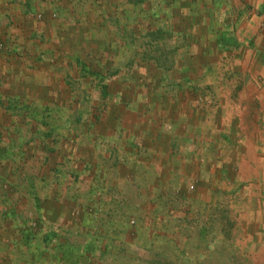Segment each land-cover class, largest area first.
<instances>
[{"label":"crops","instance_id":"0c3cea01","mask_svg":"<svg viewBox=\"0 0 264 264\" xmlns=\"http://www.w3.org/2000/svg\"><path fill=\"white\" fill-rule=\"evenodd\" d=\"M215 2L0 0L1 29L32 28L42 36L47 28L56 31L53 37L50 32H44V42L36 39L35 43L14 34L8 40L0 37V264H133L141 261L140 256L131 254L133 249H163L164 245L168 249H184L179 240L187 236L185 229L178 221L170 226L162 220L160 211L163 199L168 198L163 191L174 188L161 182L148 185L139 176L144 177L143 171L154 167L153 176L161 178L160 159L172 156L170 147L164 152L161 142L171 140V126L179 127L175 132L177 137H184V124L188 126L193 143H200V135L194 138L195 130H200L201 144L208 146L211 138L204 132L211 124L208 117L192 108L206 109L204 101L190 95L195 86L178 91L175 86L151 84L148 86L151 95L146 102L140 86L146 77L141 75L148 71L158 77L160 71L152 64L147 69L142 61L157 59L146 51L132 54L131 46L136 50L146 44L166 46L167 50L180 46L189 61L190 55L183 49L189 50L197 41L209 45L207 37H214L213 45L210 44L215 47L213 53L202 51L199 59L220 61L226 54L217 51V47L223 46L226 35L221 37L222 31L227 28L225 22L211 16L218 10ZM230 5L234 6L233 1ZM229 8L227 4V12ZM221 10L225 11L224 5ZM86 30L89 34H84ZM91 30L100 33L92 34ZM84 36L89 38L82 42L80 38ZM110 45L119 48L109 52L105 46ZM254 56L260 60L264 52L253 49L249 59ZM169 59L183 58L169 53ZM91 61L93 64L135 61L131 69L119 65L116 76L115 72L112 74L123 79L125 89L139 87L137 91L132 89L131 93L136 95L127 102L129 106L122 105L119 109L147 110L155 104L156 113L136 119L118 114L120 118L92 120L93 128L85 131L89 137L88 143H84L86 147L83 142L75 141L78 139L75 136L71 144L61 142L51 151H45L43 145L44 151L32 154L27 144L22 145L23 135L28 134L22 129L26 126L24 121L30 122L28 136L34 137V141H50V137H35L34 119H29L30 116L24 119L20 112L28 114L34 108L37 93H58L59 88L71 87V79L109 73L107 69L95 70L89 64ZM137 68L141 69L134 71ZM55 78L59 86L53 82ZM158 79L154 82H159ZM260 79L250 91L244 85L225 88L221 102L239 105V110L250 105L264 111V71ZM170 89L187 94V103L192 107L184 115L185 122L173 106L161 104ZM211 90L212 94L216 93ZM120 92L119 103L125 99L124 91ZM110 93L117 91L111 89ZM181 99L184 102V97ZM163 109L170 110V115H163ZM200 125L203 127L199 129ZM175 187L179 197L185 194L184 184Z\"/></svg>","mask_w":264,"mask_h":264},{"label":"rangeland","instance_id":"374dc122","mask_svg":"<svg viewBox=\"0 0 264 264\" xmlns=\"http://www.w3.org/2000/svg\"><path fill=\"white\" fill-rule=\"evenodd\" d=\"M230 1H233L234 6L230 5ZM214 4L218 10L211 16L217 21L225 22L227 28L222 31L221 37L226 35L223 46L217 47V51L223 50L226 54L220 61L199 59L202 51L213 53L215 47L211 45L214 37H207L209 45L206 46L195 38L198 43L189 50L183 49L185 54L188 52L190 55L189 61L180 46L169 50L168 47L159 45L146 44L140 46V50L131 46L132 54L146 51L147 54L153 53L157 59L153 62L142 61V66H147V69L152 64L154 69L160 71L158 77H153L148 71L141 75V78L146 77V82L140 85L141 94L145 92L143 97L146 102L147 97L151 95V89L148 87L151 84L172 88L175 86L178 91L195 86L193 94L190 95L204 101L206 109H195L187 103L186 93L179 94L171 89L165 92V100H162L161 104L166 102L167 106H173L174 112H178L183 122L186 121L184 115L191 105L196 113L208 117L211 124L204 132L206 137L211 138L209 147L204 146L206 143L201 144L200 130H195L194 137L199 138L200 135V143H193L194 139L188 126L184 124V137L175 135V132L179 131L177 125L171 126V134L167 132L172 136L171 140L161 142L163 151L166 152L170 147L172 154L160 159L161 178L155 179L158 175L153 176L154 167L144 170V177L139 176L144 178L148 185L161 182L174 188L172 191L170 188L166 192L163 191L168 194V198L163 199L160 207L162 220L167 221L170 226L174 225V221H178L187 236L179 240L184 249H168L165 245L163 249H133L131 254H137L141 260L133 264H264V111L250 105L245 110H239V105L232 103L228 106L227 102H221L225 97V88L236 89L235 86L244 85L250 91L257 81L261 82L264 57L260 60H256L255 56L249 58L253 49L264 52V0H216ZM227 4L231 7L228 12ZM223 5L225 11L221 10ZM44 32H50L53 37L56 31L47 28L43 30L42 36L32 28H0V37L8 40L14 34L22 40L31 39L33 43L36 39L44 42ZM91 33L100 32L91 30ZM84 34H89V31L86 30ZM88 38L84 36L80 39L85 42ZM118 48L105 46L109 52H115ZM169 53L179 54L183 59L171 61ZM89 64L95 70L107 69L109 73H99L94 77L91 75L86 79H71V87L59 88L58 93H37L34 108L29 109L28 114L20 112L24 119H27L26 116L34 119L35 137H50V141H34V137L28 136L32 128L30 122L24 121L26 126H22V129L28 134L23 135L22 145L27 144L26 148L32 154L38 155V150H55L61 142L64 145L71 144L75 136L78 138L75 141L83 142L86 147L84 143H88L89 137L85 131L92 127V120L120 118L118 114L127 119H136L156 113L155 104L147 110L119 109L122 105L129 106L127 102L131 96L136 95L131 92L137 91L139 87L128 86L125 89L121 83L123 79L114 76L119 65L123 69H131L136 64L135 61H99L94 64L91 61ZM155 79L159 82H154L157 81ZM53 82L59 86L58 79L55 78ZM111 89L117 91V94H111ZM211 89L216 93L212 94ZM120 91L125 93V99H122L121 103L118 94ZM113 95H116V100H113ZM227 96L235 98L233 94ZM44 102L46 104H43ZM161 113L169 116L170 110L163 109ZM202 127L203 125H200L199 129ZM182 130L180 129V132ZM191 156L194 158H189ZM177 184L185 185V190L182 191L185 194L181 197L178 195L180 192L175 191Z\"/></svg>","mask_w":264,"mask_h":264}]
</instances>
